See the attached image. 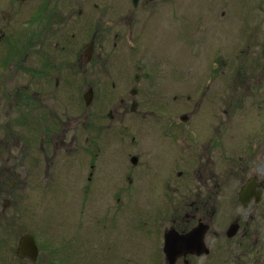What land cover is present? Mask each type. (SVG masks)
Instances as JSON below:
<instances>
[{"label":"flooded vegetation","instance_id":"obj_1","mask_svg":"<svg viewBox=\"0 0 264 264\" xmlns=\"http://www.w3.org/2000/svg\"><path fill=\"white\" fill-rule=\"evenodd\" d=\"M31 1L25 31L13 29V66L22 71L13 76V128L24 134L13 131V147L27 141L22 150H33L40 158L27 159L24 185H19L18 164L13 163L15 193L34 189L38 177L49 174V147L65 145V124L76 114L77 121L82 109L92 108L97 92L124 94L119 105L107 112L106 107L90 110L79 121L89 131L83 143L81 137L66 141L79 144L72 145L80 148L74 178L79 191L88 194L83 207L89 204L90 213L89 218H77L73 239H59L54 252L63 257L74 254L80 263L90 264H264V97L258 90V99L249 106H242L238 97L235 120L229 116L227 122L224 95L226 64L237 61L242 50L251 52L249 47L257 42L240 48L234 41L226 51L209 50L196 62L159 61L149 69L141 62L138 67L128 62L116 68L104 51L111 33L121 29L120 38H125L130 52L152 47L157 53V24L169 34L180 0ZM221 1L213 14H222L221 21L227 14L236 16L233 7L239 0ZM114 37L118 39L119 32ZM176 37L174 33L171 45ZM262 46L261 50L257 45L261 51L254 56L257 66L264 65ZM200 62L204 69L191 77L192 67ZM160 63L168 77L155 78L147 91L140 89L152 72L162 73ZM105 66L117 77L110 90L98 77L108 72ZM65 96L75 108L68 117ZM132 117L140 121H130ZM226 160L233 165L228 174L222 169ZM195 166L203 172L197 175L202 191L194 198L188 186ZM5 179L0 174L3 185ZM181 188L189 191L188 199L177 201ZM26 232L30 231L16 239L15 257L33 264L40 257L38 244L35 261L16 254Z\"/></svg>","mask_w":264,"mask_h":264},{"label":"rangeland","instance_id":"obj_2","mask_svg":"<svg viewBox=\"0 0 264 264\" xmlns=\"http://www.w3.org/2000/svg\"><path fill=\"white\" fill-rule=\"evenodd\" d=\"M28 2L31 3L32 1L0 0V174L1 178L6 176L5 185L0 182V264H31L20 262L15 257L16 239L25 230L30 231L35 236L40 247V257L33 264H90V260H86V263H80L78 257L74 254L63 257V254L54 252L60 247L58 244L59 239L62 240L63 237L73 239V227L77 218L81 214L89 218L88 214L90 213L89 204L83 207L84 195L88 196V194L79 191L74 178L76 172H78L76 160H78L80 151V148L75 149V147L79 144L73 143L74 147L67 143L69 141L73 142L71 139H78L79 137H81L80 142L83 143L89 131L87 130L88 127L84 128L79 121L89 116L90 110L100 111L102 107H106L104 112H107L110 107L119 105L120 97L124 94L119 92L118 94L113 93L111 96L97 92L93 104H91L92 108L82 109L81 117L77 121L78 114L75 117L73 115L72 118H74L65 124L61 136L65 137L67 143L65 141V145H62L61 142L58 145L53 144L49 147L50 171L47 176L42 172L43 175L36 180L35 186L40 185L39 188L25 190L21 194L19 192L18 194L15 193L16 188L13 189V163L18 164L19 185H24L27 181L24 166L29 167V158H40V155H36L33 150L32 153H30V149L25 152L22 150L27 146V141H24L25 143L19 142L17 146L13 147V131L18 136L23 134L20 129L13 128V87L16 86L13 83V76L16 75V72L22 74L21 68L16 69L17 66H13V29L18 32L25 31V12L28 8ZM221 2V0H180L178 13L176 18L172 20L169 34L165 35L162 27L159 23L157 24L155 40L158 45L153 44L156 47L155 51H158L157 53L154 52L152 47H147L144 50L135 48L130 52L128 46L124 43L125 38H120L121 29H116L111 33L104 51L108 53L116 68L128 62L137 63L138 67L141 62V65L149 69L159 61H163L165 64H167L166 62L172 63V61L180 63L181 60L196 62L197 58L208 56L205 53L209 50L220 53L226 51L227 45L232 44L234 41L235 43H241L240 48L250 46L256 42L259 48H263L264 1L239 0L235 4L236 7H233L237 10L236 16L227 14L225 17L227 19L224 18L223 21H221L222 14L220 17L219 12L213 14L215 10L220 9ZM168 6L170 8L169 4ZM168 6L162 8H168ZM198 25L199 30L196 31ZM201 25L203 28L200 30ZM173 30L177 37L171 45L174 36ZM214 31H219L221 35L213 34ZM117 32H119L118 39L114 37ZM158 33L161 35H158ZM237 34L239 35L238 38ZM24 38L25 36L22 37L23 41ZM115 42L118 45L116 48L114 47ZM256 44L251 48L249 47L248 51L251 49V52L247 53L246 50H242L237 61L230 59L225 66L224 95L227 122L229 116L235 120L233 105L238 97L242 101V106L253 104L252 102L258 99L256 96L258 90H261V96L264 97L262 92L264 90V65L257 66L254 57L255 54L256 56L259 55L262 49L260 48L261 50L258 51ZM259 44L261 45L259 46ZM22 52L24 53L25 50L23 49ZM143 52L146 54L145 58ZM232 55L233 53H230L229 56L232 57ZM141 58H143L142 61ZM21 65L22 67L25 66L24 64ZM105 67L108 68V72L102 71L98 77L101 82H104L105 88L110 90L111 82L114 80L117 83V79L113 78L116 76L111 70V66ZM148 69H142L140 72ZM203 69V62L196 63L192 67L191 77H195L196 73H201ZM160 71L162 73L152 72L149 79L140 83L139 88L142 89L144 86L143 88L147 91L145 87L148 88L150 82H153L155 78L160 76L159 79L163 80L168 77L169 73L164 72L161 63ZM133 72L134 70H130L128 74L132 75ZM133 84L129 83V87ZM180 84L179 82V87ZM82 89V92H84L85 89ZM182 89L184 88L182 87ZM82 106L84 107L83 102ZM74 109L73 102L68 96H65L63 108L65 117L72 115ZM136 120L140 121L138 117L130 119L133 122ZM60 146L61 148L58 150ZM38 147L40 148V144L36 145L37 150ZM57 150L58 152L54 157L53 153H56ZM52 157L54 158L52 159ZM196 166L191 168L193 169L191 174L193 178L188 186V190L192 187L194 198L196 193L202 191V183L198 181L197 175L203 171L197 172ZM222 169L228 174L229 171L233 170V165L226 160ZM84 170L86 172V167ZM44 183L45 186L43 187ZM232 185L234 184L232 183ZM188 194L189 191L181 188L178 190L176 200L188 199ZM5 200L8 201L6 205ZM88 201L91 203V200H86V202ZM101 212L102 210H99V214ZM66 229L69 231L68 235Z\"/></svg>","mask_w":264,"mask_h":264},{"label":"water","instance_id":"obj_3","mask_svg":"<svg viewBox=\"0 0 264 264\" xmlns=\"http://www.w3.org/2000/svg\"><path fill=\"white\" fill-rule=\"evenodd\" d=\"M90 98L89 92L86 93L84 96L86 103H89ZM16 254L20 257H28L33 261L36 260L38 256V247L31 233L26 232L20 236Z\"/></svg>","mask_w":264,"mask_h":264}]
</instances>
